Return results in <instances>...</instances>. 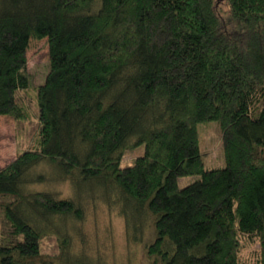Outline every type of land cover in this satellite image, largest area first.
<instances>
[{
	"label": "trees",
	"instance_id": "1",
	"mask_svg": "<svg viewBox=\"0 0 264 264\" xmlns=\"http://www.w3.org/2000/svg\"><path fill=\"white\" fill-rule=\"evenodd\" d=\"M32 38L50 69L34 146L0 169V264H39L47 226L83 219L97 186L137 240L152 217L148 264H245L244 238L264 264V0H0V116H30ZM206 121L221 123L225 167H206ZM128 145L144 153L123 166ZM44 160L54 178L32 171ZM48 178L79 199L26 191Z\"/></svg>",
	"mask_w": 264,
	"mask_h": 264
},
{
	"label": "rangeland",
	"instance_id": "2",
	"mask_svg": "<svg viewBox=\"0 0 264 264\" xmlns=\"http://www.w3.org/2000/svg\"><path fill=\"white\" fill-rule=\"evenodd\" d=\"M221 4L225 0H220ZM28 68L31 86L23 92L26 100L30 99V116L26 120H17L12 115L0 116V169L15 160L22 150L34 146V134L37 132L36 111L39 105L38 88L45 81L50 69V48L47 38H32L28 50ZM199 138L203 158L207 168L225 167L227 164L223 131L219 121L199 123ZM144 153L143 147L128 145L124 152L123 166L135 163L138 155ZM33 172L45 173L49 177L56 174L57 167L49 160L41 161L32 169ZM59 173V172H58ZM56 174V175H55ZM201 179V175L180 178V186L185 187ZM102 188L82 199L85 211L83 219L73 216L54 217L48 223L51 233L44 238L45 251L39 264H72L84 261L85 264H148L152 260L147 253L146 244L155 238L153 219L146 214L141 239L134 237V230L128 225L120 203L114 196L106 197ZM28 192L48 191L58 198L79 199L74 181L70 179L33 182L26 187ZM59 237L69 239V246L62 250ZM242 260L245 264H258L260 244L244 238ZM59 255V256H58ZM61 255V256H60Z\"/></svg>",
	"mask_w": 264,
	"mask_h": 264
}]
</instances>
